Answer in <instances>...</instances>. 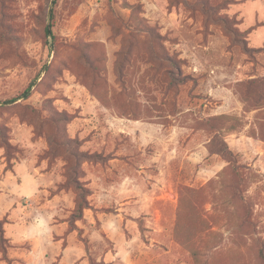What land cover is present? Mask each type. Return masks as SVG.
Instances as JSON below:
<instances>
[{
    "label": "rangeland",
    "instance_id": "obj_1",
    "mask_svg": "<svg viewBox=\"0 0 264 264\" xmlns=\"http://www.w3.org/2000/svg\"><path fill=\"white\" fill-rule=\"evenodd\" d=\"M50 2L0 0V264H264V0Z\"/></svg>",
    "mask_w": 264,
    "mask_h": 264
},
{
    "label": "trees",
    "instance_id": "obj_2",
    "mask_svg": "<svg viewBox=\"0 0 264 264\" xmlns=\"http://www.w3.org/2000/svg\"><path fill=\"white\" fill-rule=\"evenodd\" d=\"M64 120H67V118H65ZM2 141H3L4 149L6 152L8 149V142L7 140H2ZM219 152L224 156L225 161L228 163V165L225 168L224 173L229 174V176L232 179L241 178V176H243L242 172L239 171V168L235 164H232L231 161L228 160V158L225 156L226 155L225 151L219 150ZM228 153L229 152L227 151V154ZM77 188L80 190L81 193L75 199V207H74V213H73L75 218H79L82 214L83 209L87 206V199H86L87 190L83 188L81 185L77 186ZM246 219H247L246 217L242 218L244 222L247 221ZM242 222L243 221H241V223Z\"/></svg>",
    "mask_w": 264,
    "mask_h": 264
},
{
    "label": "water",
    "instance_id": "obj_3",
    "mask_svg": "<svg viewBox=\"0 0 264 264\" xmlns=\"http://www.w3.org/2000/svg\"><path fill=\"white\" fill-rule=\"evenodd\" d=\"M53 0H51L48 11H47V16L48 18L50 17L51 14V4H52ZM47 33L48 35H50V29H49V25L47 26ZM47 65V64H46ZM45 65V67H46ZM25 95V94H24ZM13 101H7V102H0V104H8V103H12Z\"/></svg>",
    "mask_w": 264,
    "mask_h": 264
}]
</instances>
